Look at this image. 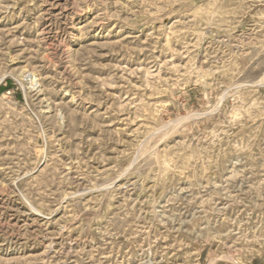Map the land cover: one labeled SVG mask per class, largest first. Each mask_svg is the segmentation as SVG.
<instances>
[{"label":"rangeland","instance_id":"1","mask_svg":"<svg viewBox=\"0 0 264 264\" xmlns=\"http://www.w3.org/2000/svg\"><path fill=\"white\" fill-rule=\"evenodd\" d=\"M0 264H264V0H0Z\"/></svg>","mask_w":264,"mask_h":264}]
</instances>
